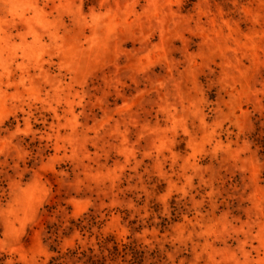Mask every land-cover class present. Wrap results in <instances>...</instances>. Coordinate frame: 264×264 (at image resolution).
I'll list each match as a JSON object with an SVG mask.
<instances>
[{
    "label": "clouds",
    "instance_id": "obj_1",
    "mask_svg": "<svg viewBox=\"0 0 264 264\" xmlns=\"http://www.w3.org/2000/svg\"><path fill=\"white\" fill-rule=\"evenodd\" d=\"M0 264H264V0H0Z\"/></svg>",
    "mask_w": 264,
    "mask_h": 264
}]
</instances>
